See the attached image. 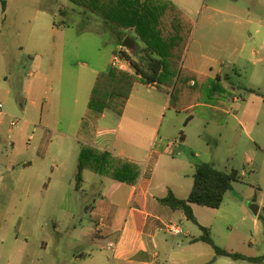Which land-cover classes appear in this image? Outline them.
Instances as JSON below:
<instances>
[{"label":"rangeland","instance_id":"1","mask_svg":"<svg viewBox=\"0 0 264 264\" xmlns=\"http://www.w3.org/2000/svg\"><path fill=\"white\" fill-rule=\"evenodd\" d=\"M5 1L9 22L0 34V101L6 114L0 130V264H108L113 253L106 244L113 238L95 237L96 225L90 214V207L99 198L93 193L100 175L85 169L81 172L84 182H79L78 143L56 131L81 137L94 131L99 112L89 113V106L97 73L104 71L117 47L114 33L124 31L71 0ZM1 2L0 29L4 23ZM38 5L51 12L35 21L34 7ZM206 5L223 12L199 9L185 61L187 66L194 62L198 68L212 67L223 76L200 81L197 87L194 82L180 84L175 104L186 89L198 95L183 103L189 110L169 111L160 120L159 106L165 95L139 86L138 96L154 104L151 113L156 117H150L149 111L133 114L134 105L140 102L135 93L131 113L122 123L121 142L145 145L160 123L161 137H177L179 132L188 135L192 150L186 153L197 164L211 163L220 171L237 172L238 181L220 209L195 205L197 224L182 218L183 234L189 231L190 236L163 233L161 237L175 246L178 242L188 244L193 237L203 235L204 227L220 248L259 257L264 255V0H210ZM55 22L59 28L53 26ZM56 45H62V51L55 79L53 124L43 133L41 147L36 150L32 131L21 134L18 128L11 133L9 129L11 122L23 126L26 116L39 117V110L35 114L30 108L26 87L38 62L45 71L49 67L47 59L39 55L45 52L49 57ZM48 98L47 94L44 103ZM235 98L240 101L234 102ZM210 105L225 108L232 115L223 117V128L211 126L223 136L211 140L208 148L199 138L203 121L196 120L190 126L186 123L189 117L205 114ZM236 113L240 123L233 118ZM205 115L209 116L208 111ZM47 121L44 113L43 125ZM198 153L201 158H197ZM30 162L34 164L23 176V168L29 167L24 164ZM35 175L39 177L37 184ZM252 205L260 207L258 216ZM201 248L216 254L204 243L186 252L200 256L204 253ZM162 252L166 254V249ZM175 252L185 254L177 247ZM217 264L252 263L222 257Z\"/></svg>","mask_w":264,"mask_h":264},{"label":"crops","instance_id":"2","mask_svg":"<svg viewBox=\"0 0 264 264\" xmlns=\"http://www.w3.org/2000/svg\"><path fill=\"white\" fill-rule=\"evenodd\" d=\"M210 0H156L158 4L172 3L178 7L192 22L193 31L189 42L195 36V19L200 16L199 9L202 7L213 8L207 6V2ZM203 2L205 5H203ZM8 8V6H7ZM35 17L34 20L38 21L42 17H47L50 14V10L47 7L38 5L34 7ZM217 13H222L223 10L219 7L213 8ZM3 13V12H2ZM1 17V15H0ZM1 30L5 29L6 24L9 22V16L7 15V9L3 13V19ZM53 26L59 28L57 23H53ZM124 32L114 33L117 47L112 52L108 63L106 62L104 69L105 72L112 70V62L114 55L124 48L128 55L136 62H139V58L145 54L142 53L145 48L144 43L139 39L135 29L123 30ZM124 39V40H123ZM126 39H130L134 43V49H127L123 46V42ZM1 41V38H0ZM122 42V43H121ZM189 45V44H188ZM62 45H56L51 49V54L48 55L43 52L39 55L41 59H47L49 65L45 71L42 64L38 62L36 64L37 70L32 74L33 79L30 80L27 89V95L29 97V105L32 111L36 114L39 110V117L32 119L25 117L22 120L23 126H19L17 122L13 127L12 122L10 124L9 132L11 133L18 128L19 133L32 131L31 139H35L36 146L34 149H39L42 144L43 133L52 127V117L54 115V96H55V79L58 76V62L61 58ZM53 52V53H52ZM185 52L183 57V66L189 70L197 72L210 79L221 78L223 75L221 72L216 71L212 67L207 68L206 65H201L199 68L191 62L192 65H186ZM100 71L97 74L104 72ZM132 73H135L133 67ZM193 83V82H192ZM145 87L148 91H159L165 96L163 104L160 107L159 120L165 119L167 112H185L189 109L178 111L170 105L171 91L168 88H160L156 84L146 85L144 83L136 84L134 91L128 100L124 112L122 115H118L112 111L104 110L97 113L95 121L98 123L94 125V131L92 133H86L83 137L71 136L61 131H56L59 135L68 139L74 140L78 143L80 152L84 146H90L101 152H107L113 156L127 159L138 164L141 167V175L138 183L135 186H130L126 183L114 181L108 177L102 176L97 179L95 185H97V192L93 193L95 196H99L94 201V205L90 207V214L93 222H95L96 228L95 237L111 239L106 244L108 250L113 253V256L108 264H217L220 258L216 257V254L209 253L205 248H201L204 253L200 256L197 254H187L186 251L194 248L196 244L203 242H195L193 240L201 237H193V240L187 243L178 242L177 246L173 242L169 241L166 237H161L163 233L175 237L168 232V226L175 224L180 226L181 220L187 219L184 213L181 211H174L171 208L164 206L160 203V199L165 198L170 191H172L178 199L187 200L194 185V174L196 171L197 163L191 160L186 151L192 150L189 145V137L182 132L180 135L174 137L160 136V123L154 128L150 139L142 146H127L121 142V130L122 123L128 114L131 112L133 98L137 97L140 101L134 105L133 114L145 113L149 111L150 117H156L151 112L153 111L154 104L147 101L143 96H138L139 88ZM49 88V89H48ZM136 93V94H135ZM9 94V92L7 93ZM48 100L44 99L47 98ZM153 96V95H152ZM167 96V97H166ZM240 101L235 98L234 102ZM76 103V100H75ZM46 106V108H45ZM208 111V115L205 114ZM205 112L199 116L189 117L186 126H190L196 120L203 121V125L200 132L199 138L209 148L210 141L213 139H221L222 132L220 130L211 129V126H220L221 120L225 115H232L225 108H218L217 106L210 105ZM94 113L89 106V113ZM46 113L48 121L43 125V115ZM165 113V115H163ZM5 113L2 111L0 115V130L1 125L5 120ZM234 120L240 123L238 115H233ZM106 121V123H104ZM220 122V123H219ZM14 123V122H13ZM1 132V131H0ZM172 138L181 140V147L177 148L173 155H169L165 151L167 142L171 141ZM174 139V140H175ZM14 145V144H13ZM75 152V149L72 150ZM202 153H204L202 151ZM177 156V158H174ZM197 158H201V154L198 153ZM34 163L30 162L24 164L28 166L23 168V176L27 169H31ZM39 179V177L37 176ZM35 175V182L37 180ZM84 182V181H82ZM50 187H47L49 190ZM195 205L192 206L194 210ZM259 207V213H260ZM182 229V228H181ZM183 230V229H182ZM183 234V233H182ZM181 234V235H182ZM177 235V236H181ZM191 233L187 231L183 236L188 237ZM112 244L113 249H109V245ZM186 244V245H184ZM206 244V243H204ZM208 245V244H207ZM210 246V245H209ZM175 247L178 250L183 251V256L180 254L176 255ZM162 248L166 249V254L163 255ZM81 256H85L84 254ZM92 257V256H91ZM81 261V258H77Z\"/></svg>","mask_w":264,"mask_h":264},{"label":"trees","instance_id":"3","mask_svg":"<svg viewBox=\"0 0 264 264\" xmlns=\"http://www.w3.org/2000/svg\"><path fill=\"white\" fill-rule=\"evenodd\" d=\"M101 17L118 30L135 29L144 43L145 55L136 62L122 48L120 54L131 60L135 73L112 68L110 72L97 76L91 94L90 108L97 112L104 110L122 115L136 84H156L171 91L170 105L178 111L188 109L185 102L195 98L198 93L190 89L181 92L179 103H174L180 84L211 80L197 72L185 68L182 64L193 31V22L172 3L158 4L156 0H71ZM2 12L7 9V2H1ZM63 13V10H60ZM124 40V39H123ZM122 43V42H121ZM219 79V78H216ZM235 100V99H234ZM233 100V101H234ZM175 104V106H173ZM85 169L108 177L114 181L135 186L141 175V167L127 159L101 152L90 146H84L80 153L77 179ZM238 181V173L220 171L211 163L196 165L194 185L187 200L178 199L170 191L160 199V203L174 211H181L187 220L197 224L192 206L208 209H220L226 194ZM203 235L193 241L210 245L216 257H227L234 261H248L252 264H264V255L247 257L220 248L212 239L209 229L201 227ZM215 260V259H214ZM210 262L212 264L214 262Z\"/></svg>","mask_w":264,"mask_h":264},{"label":"built area","instance_id":"4","mask_svg":"<svg viewBox=\"0 0 264 264\" xmlns=\"http://www.w3.org/2000/svg\"><path fill=\"white\" fill-rule=\"evenodd\" d=\"M112 67L117 68V69L122 70V71L130 72V73H132V71H133V66H132L131 60L127 59L126 57H123L120 54V51L114 55ZM3 109H4V105L0 101V115L2 114ZM15 125H16L15 122L12 123L13 127ZM180 145H181L180 139L171 140V141L167 142L166 147H165V151L167 154L173 155L175 153L176 149L179 148ZM168 232L177 236V235H181L183 233V230L179 226H177L175 224H171L170 226H168ZM113 247L114 246L112 244L109 245V249H113Z\"/></svg>","mask_w":264,"mask_h":264},{"label":"water","instance_id":"5","mask_svg":"<svg viewBox=\"0 0 264 264\" xmlns=\"http://www.w3.org/2000/svg\"><path fill=\"white\" fill-rule=\"evenodd\" d=\"M123 46L127 49H134V43L130 39H126L123 42ZM251 210L253 211L255 216L259 215V206L257 205H252Z\"/></svg>","mask_w":264,"mask_h":264}]
</instances>
